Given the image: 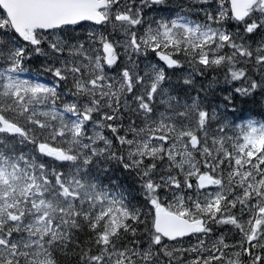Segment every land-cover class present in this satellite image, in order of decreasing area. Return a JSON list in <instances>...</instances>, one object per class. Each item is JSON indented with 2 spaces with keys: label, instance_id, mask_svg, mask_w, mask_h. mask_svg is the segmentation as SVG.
<instances>
[{
  "label": "snow or ice",
  "instance_id": "obj_1",
  "mask_svg": "<svg viewBox=\"0 0 264 264\" xmlns=\"http://www.w3.org/2000/svg\"><path fill=\"white\" fill-rule=\"evenodd\" d=\"M0 264H264V0H0Z\"/></svg>",
  "mask_w": 264,
  "mask_h": 264
}]
</instances>
